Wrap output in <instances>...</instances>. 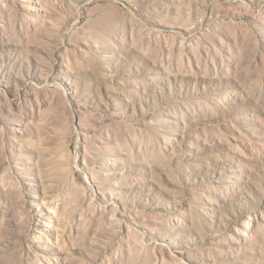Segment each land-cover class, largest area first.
I'll use <instances>...</instances> for the list:
<instances>
[{"label":"rangeland","instance_id":"374dc122","mask_svg":"<svg viewBox=\"0 0 264 264\" xmlns=\"http://www.w3.org/2000/svg\"><path fill=\"white\" fill-rule=\"evenodd\" d=\"M0 264H264V0H0Z\"/></svg>","mask_w":264,"mask_h":264},{"label":"bare ground","instance_id":"6f19581e","mask_svg":"<svg viewBox=\"0 0 264 264\" xmlns=\"http://www.w3.org/2000/svg\"><path fill=\"white\" fill-rule=\"evenodd\" d=\"M245 228H247L246 225H245ZM242 236H243L244 238H249V237H250V235L247 234L246 232H243V233H242Z\"/></svg>","mask_w":264,"mask_h":264}]
</instances>
